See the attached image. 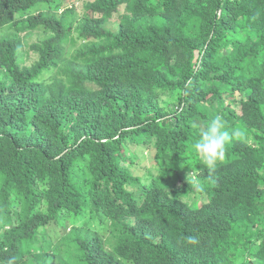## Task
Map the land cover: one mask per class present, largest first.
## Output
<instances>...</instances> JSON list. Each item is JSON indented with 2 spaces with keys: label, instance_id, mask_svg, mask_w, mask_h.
<instances>
[{
  "label": "trees",
  "instance_id": "1",
  "mask_svg": "<svg viewBox=\"0 0 264 264\" xmlns=\"http://www.w3.org/2000/svg\"><path fill=\"white\" fill-rule=\"evenodd\" d=\"M77 1L0 0V264H264V0Z\"/></svg>",
  "mask_w": 264,
  "mask_h": 264
},
{
  "label": "clouds",
  "instance_id": "2",
  "mask_svg": "<svg viewBox=\"0 0 264 264\" xmlns=\"http://www.w3.org/2000/svg\"><path fill=\"white\" fill-rule=\"evenodd\" d=\"M198 128V140L193 145L196 154L201 158L202 164L208 170H214L218 162L225 157L227 145L232 139L230 133L225 129V124L221 116L216 115L203 126L193 125ZM193 183H198L193 181ZM190 242H195V238L190 237Z\"/></svg>",
  "mask_w": 264,
  "mask_h": 264
},
{
  "label": "rangeland",
  "instance_id": "3",
  "mask_svg": "<svg viewBox=\"0 0 264 264\" xmlns=\"http://www.w3.org/2000/svg\"><path fill=\"white\" fill-rule=\"evenodd\" d=\"M83 0H79L77 1L76 5L79 7V9L81 10V2ZM85 1V0H84ZM108 26H110L113 30H116L117 28V21H114V20H110L108 22ZM9 31L7 29H2L1 33L2 34H6L8 33ZM43 37V33L42 31H38V30H35L31 33V35H29L26 39H25V48L29 49V53L27 54H24L25 56V59L23 60L24 64L26 65H30L35 59H36V54L34 52H31L30 51V45L37 39H40ZM80 44V42L76 43V45L73 47L72 45H68L67 46V51L68 53L67 54H70L73 52V49L78 47V45ZM140 149H136L134 150L135 151V155H133V157L135 159H141V163L144 164V165H148L150 163V161L148 160V158L146 157V151H142ZM144 150V149H143ZM144 156V157H142ZM104 224V223H103ZM99 226V225H98ZM101 232H102V229H101Z\"/></svg>",
  "mask_w": 264,
  "mask_h": 264
}]
</instances>
